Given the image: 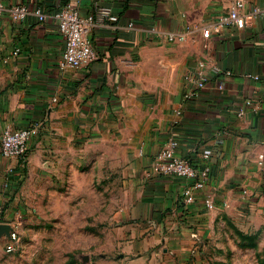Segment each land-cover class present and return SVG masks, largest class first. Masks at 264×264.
I'll list each match as a JSON object with an SVG mask.
<instances>
[{"label":"crops","instance_id":"0c3cea01","mask_svg":"<svg viewBox=\"0 0 264 264\" xmlns=\"http://www.w3.org/2000/svg\"><path fill=\"white\" fill-rule=\"evenodd\" d=\"M245 1V11L264 2ZM232 3L0 0V127L33 131L25 172L17 160L0 158V173L10 177H0V201L7 181L27 204L70 185L81 171L119 170L130 194L115 215L118 246L130 264L187 251L221 211L264 215V16L244 29H215ZM18 5L46 17L15 19L10 10ZM65 5L91 18L85 37L96 54L70 70L58 67L64 39L52 18ZM202 27L212 29L209 50ZM168 33L184 40L170 42ZM205 56L218 71L186 100L184 76ZM170 139L176 154L208 168L204 187L186 206L184 179L157 170Z\"/></svg>","mask_w":264,"mask_h":264},{"label":"rangeland","instance_id":"374dc122","mask_svg":"<svg viewBox=\"0 0 264 264\" xmlns=\"http://www.w3.org/2000/svg\"><path fill=\"white\" fill-rule=\"evenodd\" d=\"M88 171L27 204L14 195L17 185L12 192L9 181L3 183L0 224L10 230L0 234V264H130L120 255L115 218L130 194L125 179L111 167ZM0 177L10 179L4 171ZM203 228L187 251L157 252L145 264H264V215L258 211L224 210Z\"/></svg>","mask_w":264,"mask_h":264},{"label":"built area","instance_id":"2783aa9c","mask_svg":"<svg viewBox=\"0 0 264 264\" xmlns=\"http://www.w3.org/2000/svg\"><path fill=\"white\" fill-rule=\"evenodd\" d=\"M245 0H233L231 8L224 14L218 17L215 29L235 28L244 29L248 27L252 20L257 16H264V2L259 6L252 7L249 11H245ZM2 8L0 7V12ZM11 14L15 19L25 17L27 14H32L38 21L45 19V14L39 9L29 11L26 6L18 5L13 7ZM52 18L56 24L58 32L64 39V48L58 60V67L61 70L77 69L87 65L92 61L96 54L89 39L85 37V29L89 19H83L80 16L78 9L70 5H65L52 13ZM110 20H116L115 16L109 17ZM132 24L129 23L130 27ZM209 27H202L201 35L205 49H210V34ZM168 41H182L183 34L168 33ZM218 71L217 67L207 58L202 57L196 62L195 68L184 76L187 84V90L184 93L186 100L192 99L197 93L203 89L207 82L211 79L213 73ZM226 75L230 72L226 71ZM257 79V75H246ZM219 87H222L221 84ZM57 99L54 97L52 103L55 104ZM32 129L4 127L0 135V157L3 159H15L20 165H26L28 158L29 142L32 136ZM176 142L170 139L166 147L158 156L159 173L170 175L184 179L185 186L182 192V206L189 205L194 202L195 192L201 190L207 180L208 168L201 169L192 165L189 159L183 158L175 152ZM204 159L208 158L207 154H203ZM12 169L7 170L11 173ZM8 181L5 183L7 187ZM204 204L211 208L212 201L209 198H204ZM15 235H11L14 239ZM7 250H12V243L7 245Z\"/></svg>","mask_w":264,"mask_h":264},{"label":"trees","instance_id":"16d2710c","mask_svg":"<svg viewBox=\"0 0 264 264\" xmlns=\"http://www.w3.org/2000/svg\"><path fill=\"white\" fill-rule=\"evenodd\" d=\"M191 163H192L193 166L197 167V165H196L194 162L191 161ZM24 168H25V165H20V164L18 163V165H17V169H19V170L22 172V171H24ZM11 173H12V172H11ZM11 186H12V184H11L10 181H9V187L11 188ZM14 187H15V186H14ZM15 188H16V187H15ZM15 188H14V189H15ZM14 189L11 188V190H14Z\"/></svg>","mask_w":264,"mask_h":264},{"label":"water","instance_id":"95a60500","mask_svg":"<svg viewBox=\"0 0 264 264\" xmlns=\"http://www.w3.org/2000/svg\"><path fill=\"white\" fill-rule=\"evenodd\" d=\"M9 226L5 224H0V234L4 232H9Z\"/></svg>","mask_w":264,"mask_h":264}]
</instances>
